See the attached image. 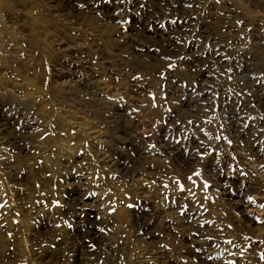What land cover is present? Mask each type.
I'll list each match as a JSON object with an SVG mask.
<instances>
[{
	"label": "rangeland",
	"instance_id": "374dc122",
	"mask_svg": "<svg viewBox=\"0 0 264 264\" xmlns=\"http://www.w3.org/2000/svg\"><path fill=\"white\" fill-rule=\"evenodd\" d=\"M263 81L264 0H0V264H264Z\"/></svg>",
	"mask_w": 264,
	"mask_h": 264
},
{
	"label": "bare ground",
	"instance_id": "6f19581e",
	"mask_svg": "<svg viewBox=\"0 0 264 264\" xmlns=\"http://www.w3.org/2000/svg\"><path fill=\"white\" fill-rule=\"evenodd\" d=\"M181 1V0H180ZM183 1V0H182ZM172 3V2H171ZM182 4V3H181ZM156 7H157V5H156ZM158 8V7H157ZM161 8V7H160ZM184 8H185V6H184ZM190 8V7H189ZM162 9V8H161ZM186 10V9H185ZM159 12V11H158ZM163 12V11H162ZM184 12V11H183ZM182 12V13H183ZM186 12V11H185ZM185 14V13H184ZM186 15V14H185ZM188 15V14H187ZM186 21V20H185ZM190 21V20H189ZM181 23V22H180ZM184 23V22H183ZM199 23V22H198ZM198 25V24H197ZM200 26V25H199ZM201 27V26H200ZM207 27H209V24H208V26ZM205 28V27H204ZM211 29V28H210ZM206 30V29H205ZM203 31V30H202ZM208 31V30H207ZM200 32H201V30H200ZM208 33V32H207ZM205 34V33H204ZM209 34H211V33H209ZM198 36V35H197ZM204 36V35H203ZM200 37V36H199ZM206 37H208V36H206ZM214 38V37H213ZM218 44H220V42L218 43ZM217 45V44H216ZM218 46V45H217ZM218 51V50H217ZM216 51V52H217ZM198 52V51H197ZM216 52H215V54H216ZM221 52V51H220ZM219 55H220V53L219 52H217ZM202 54V53H201ZM218 54H216V55H214L213 57H215V56H217ZM210 55V54H209ZM224 56V55H223ZM222 56V57H223ZM195 58H196V60H198V59H201V57L198 55V54H195V56H194ZM221 57V56H220ZM202 58H203V56H202ZM204 59V58H203ZM220 59V58H219ZM199 61V60H198ZM200 61H202V60H200ZM205 61H207V59L205 60ZM220 61H221V59H220ZM220 61H218V62H220ZM216 62V61H215ZM202 63V62H201ZM246 66V65H245ZM242 67V66H241ZM248 69V68H247ZM239 71V70H238ZM238 73H240V72H238ZM241 74H247V72L246 71H242L241 72ZM199 75V74H198ZM248 75V74H247ZM197 77V76H196ZM199 78H201V76L199 77ZM252 82V81H251ZM258 82V81H257ZM253 84V83H252ZM256 84V85H255ZM254 84V89L257 91V96H256V99H257V105H258V107L259 108H261V109H263L264 110V85H261V84H259V85H257L258 83H255ZM263 84H264V81H263ZM256 105V106H257ZM228 107V106H227ZM223 110V109H222ZM227 111H229V110H227ZM260 111H262V110H260ZM262 114V113H261ZM223 115H224V118H226V120H227V123H228V125H229V129H230V131L232 132V134L234 135V137L236 136V135H238V134H242V136H245L246 138H248V139H250L249 141L250 142H252L253 143V146H256L255 148H257V149H261L262 148V144H263V137H264V134H263V131L261 130V128H256V129H254V130H252V129H247V128H243L239 123H238V121L236 120V118H234V116L232 115V113L231 112H226V110H223ZM255 123V122H254ZM259 124V123H258ZM227 125V126H228ZM253 125V124H252ZM254 126V125H253ZM264 128V127H263ZM240 132V133H239ZM239 137V136H238ZM239 139V138H238ZM251 145V144H250ZM252 146V145H251ZM129 147V146H128ZM130 148V147H129ZM128 149V148H127ZM77 188V187H76ZM78 194H80V192L78 191ZM81 195V194H80ZM78 197V196H77ZM81 197V196H80ZM83 198V197H82ZM75 199L76 198H70V199H68L69 200V202H71V204L72 203H76V202H74L75 201ZM80 200V199H79ZM82 202V201H81ZM79 203V202H78ZM76 205V204H75ZM141 216V215H140ZM139 219H140V217L138 218V217H136L135 216V222H134V226L136 225V226H143L142 225V223L141 222H139ZM81 221V220H80ZM87 224H88V234H89V236H94L95 235V233H96V231H97V229H96V226H95V224L94 223H92V221L90 220V219H87ZM83 225V224H82ZM86 226V225H85ZM135 228H137V227H135ZM140 228V227H139ZM84 230V229H83ZM87 232V231H86ZM80 234H82V233H80ZM87 234V235H88ZM15 259V258H14Z\"/></svg>",
	"mask_w": 264,
	"mask_h": 264
}]
</instances>
